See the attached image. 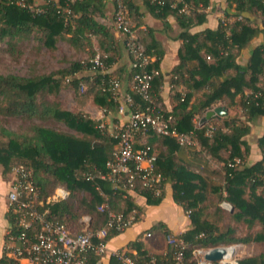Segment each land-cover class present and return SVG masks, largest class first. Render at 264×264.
Listing matches in <instances>:
<instances>
[{
  "label": "trees",
  "instance_id": "obj_1",
  "mask_svg": "<svg viewBox=\"0 0 264 264\" xmlns=\"http://www.w3.org/2000/svg\"><path fill=\"white\" fill-rule=\"evenodd\" d=\"M226 1L228 6L234 7L237 14L250 12L264 16L262 0ZM143 2L158 18L165 19L172 14L180 25L181 31L177 37L181 39L182 45L178 49L179 62L174 66L172 76H175L176 80H183L191 91L185 94L174 91L170 96V110L159 103L162 75L158 65L162 52L153 39L149 41L139 35L145 53L151 57L147 70L156 69L159 73L151 80V102L131 92L132 96L140 108L148 104L154 106L155 110L164 116H171V128L178 133L189 134L193 140L197 139L209 156L220 163L219 169L214 173L220 182L211 184L210 177L193 172L178 162L175 151L180 144L174 136L149 130L145 135L137 136L156 139L164 146V149L160 146L153 148L150 142L146 143L155 155V172L162 177L160 184L163 191L159 196H153L143 188L136 189L135 193L145 197L148 204H157L163 198L165 184L171 185L173 201L182 207L189 218L188 229L173 235L183 246L181 264H195L192 250L197 247L209 248L250 241L264 243V133L258 139L261 159L252 164L247 163L249 146L244 139L249 132L250 123L264 115V42L251 50L246 64H239L236 60L240 50L264 32V20L261 27L249 23L244 17L231 25L219 20L216 29L206 28L190 32L191 27L205 21L204 11L209 5V0ZM123 3L129 20L132 19L136 22L135 25H138L140 13L137 11V1L123 0ZM100 4L101 0H44L37 6L34 0H0L1 40L8 36H28L33 31L41 33L47 45H52L57 36L64 34L70 35L69 41L77 45H81L83 39L87 45H91V35H97L98 38L105 72L93 68L91 59L96 53L94 51L86 60H75L68 68L58 72L34 77L0 73V95L4 103L0 106V111L41 118L51 116L65 122L79 133L74 136L37 126L33 136L23 138L13 135L10 131L0 130L6 137L4 141L0 139V174L10 175L15 165L31 169L38 187L34 204L40 211L43 209L45 198L56 187L66 188L67 197L49 205L48 218L65 224L73 231H82L85 227L95 230L102 226L106 221V213L97 207L103 202L110 210L124 215L133 209L137 210V204L131 194L134 191L116 189L113 183L106 179L86 178L88 174L108 171L106 163L113 157L116 140L107 128L81 112L62 110L54 104L37 102L38 95L59 90L60 80L55 76L59 74L61 77H68L75 91L84 82L87 85L85 93L92 96L98 107L106 112L117 113L118 102L114 100L109 89V79L114 76V72L109 71V67L117 55L121 54L117 44L122 43L115 39L111 28L95 20L96 13L100 11ZM123 47L130 60L128 74L132 78L139 70L132 66V56L125 41ZM208 57L211 60H208ZM81 71H88V74L77 76ZM200 87L204 90L190 104L194 91ZM246 89L250 91L245 92ZM224 99L228 107L237 108L240 112L234 109L235 112L226 116L221 124L213 125L211 136H207L205 131L210 123L195 127L193 117ZM235 159H239V162H235ZM79 192L82 193L81 198H77ZM212 193L218 195V208H222L219 206L221 202L230 204L231 215L235 221H242L248 227L257 222L260 229L252 236L243 237L232 236L234 230L230 227L226 232H219L218 226L208 220L202 212V204L208 199V194ZM119 201L122 206L118 205ZM84 215L89 217L85 224L79 221ZM137 218L138 211L136 220ZM8 220L14 230L13 216L8 214ZM119 232L121 231L109 230L108 237ZM131 246L137 249V254H127L137 261H143L153 255L163 264H173V253L177 249L167 243L164 253L149 254L142 250L138 240L132 242ZM99 257L90 255L89 260L92 264H99ZM1 263L14 264L4 256L0 260ZM110 264H119L114 255L110 256ZM239 264H264V253L239 259Z\"/></svg>",
  "mask_w": 264,
  "mask_h": 264
},
{
  "label": "built area",
  "instance_id": "obj_2",
  "mask_svg": "<svg viewBox=\"0 0 264 264\" xmlns=\"http://www.w3.org/2000/svg\"><path fill=\"white\" fill-rule=\"evenodd\" d=\"M182 0H175L179 2ZM264 3V0H262ZM186 7V4H184ZM113 27L125 37L127 50L132 56V66L138 68L130 80V91H124L121 81L113 76L109 79L111 95L118 102L117 113L124 117L122 123L115 125L110 135L116 140L113 157L106 163V173L88 174L87 179L95 177L109 180L114 188L122 191L144 189L153 196L161 195L163 188L160 184L161 175L155 172V155L149 145L137 144V135H145L152 130L162 135L174 136L180 145L192 144L189 134L178 133L171 128V116H164L154 106L148 104L140 108L132 93L138 94L143 100L150 101L151 80L159 71L147 70L151 57L145 53L144 46L139 40L136 28L127 17L123 0H115ZM93 68L105 72V64L101 54L96 52L91 59ZM132 92V93H131ZM151 102V101H150ZM213 124H209L205 135L211 136ZM239 162V159H235ZM232 165V163H230ZM11 180L7 191L3 194L8 214L13 216L15 229H6L3 241V256L14 264H92L90 255L103 256L109 230L122 231L132 225L137 217L133 209L127 215L110 210L105 202L97 208L106 213L105 223L95 230H70L65 224L48 218L49 205L57 203L68 195V190L62 186L56 187L42 203L43 209L37 210L35 198L38 195L31 169L23 165H15L11 169ZM227 202H224V204ZM226 206V205H225ZM86 222L88 216H84ZM150 235L149 232L146 233ZM168 244L175 246L173 264H181L183 249L173 235H166ZM222 246L230 251L218 261H209L205 255L214 247ZM209 248L197 247L192 250L195 264H239L236 248L232 244L217 245ZM119 264H163L151 255L143 261H137L123 251H114ZM4 264V263H1Z\"/></svg>",
  "mask_w": 264,
  "mask_h": 264
},
{
  "label": "crops",
  "instance_id": "obj_3",
  "mask_svg": "<svg viewBox=\"0 0 264 264\" xmlns=\"http://www.w3.org/2000/svg\"><path fill=\"white\" fill-rule=\"evenodd\" d=\"M136 1L138 4L137 11L140 13V23L135 25L136 22L132 19H130V21L133 26L135 25L134 27L136 28L138 35L149 41L153 39L156 42L157 48L162 52L158 65L162 75L161 83L159 85V93L161 96L159 103L170 110V96L174 91H178L181 94H185L189 90L191 91L183 80H176L175 76H172L174 66L179 62L177 53L178 49L182 45V41L177 37V34L181 31V27L177 23L174 15L169 14L165 19H160L152 13L149 7L144 4L143 0ZM113 10L114 0H101L100 11L96 13L94 18L99 23L112 29ZM204 12L206 14L205 21L191 27L190 32H197L206 28L216 29L219 20H224L226 23L231 25V23L239 20L237 17L240 19L244 17L249 23L259 27L262 26V22L254 23V19L261 17L260 15L250 12L237 14L233 6L227 5L226 0H209V5L205 8ZM113 34L115 39L122 43L117 44L121 54L117 55L113 64L110 65L109 71H113V75L121 79L124 91H130L129 85L131 78L128 74L130 60L125 52V48L123 47L125 38L122 34L116 31H113ZM262 42H264V32L260 33L257 37H254L247 47L240 50L236 58L237 62L239 64H246L251 50ZM96 48L94 46L93 49ZM208 60L211 59L208 57ZM184 75L186 76V73H184ZM190 83L192 84V81H190ZM203 90L204 88L200 87L194 91L189 103L192 104L196 100V97L201 95ZM249 91V89L245 90V92ZM214 106H223L227 110V114L225 116L212 117L208 121V123L215 126L221 124L226 116L233 114L235 110H238L234 107H228L226 105V99L212 105V107ZM96 107L100 109L98 111L101 112V114H99L96 118H91L99 121L109 132L115 125L122 123L124 120V117L120 116L118 113H112L111 111L106 112L97 105ZM238 111L240 112V110ZM204 113L205 111L201 114L194 115L193 123L195 127L202 125L200 124V119ZM263 133L264 115L250 123L249 132L244 136V139L249 146L247 156L248 164H252L261 159V150L258 145V139ZM136 140L138 145L150 142L153 148L160 146V148L164 149V146L160 145L156 139H147L146 136H137ZM175 156L178 162L184 164L193 172H199L204 176L210 177V179H219V177L214 175V173L219 169L220 163L213 160L209 156L197 139L193 140L192 144L178 146L175 151ZM10 180L11 174L7 178H3L0 174V260L3 256V241L5 232L9 227L7 206L3 198V194L7 191ZM131 194L134 202L137 204L138 218L129 227L108 237L106 242L107 251L103 256L99 257V264H110V256L114 251L120 250L134 255L137 254V249L131 246V243L137 240L141 243L142 250L147 251V253L162 254L167 248V233L178 235L188 229V215L180 205L173 201L172 189L169 183L165 184L163 198L157 204H148L145 197L135 193V191ZM118 205L122 206V202L119 201ZM84 216H82L79 221L85 224L86 221L83 220ZM147 232L150 233L149 236L146 235ZM21 264H25V262L21 261Z\"/></svg>",
  "mask_w": 264,
  "mask_h": 264
},
{
  "label": "rangeland",
  "instance_id": "obj_4",
  "mask_svg": "<svg viewBox=\"0 0 264 264\" xmlns=\"http://www.w3.org/2000/svg\"><path fill=\"white\" fill-rule=\"evenodd\" d=\"M43 2L44 0H34V4L37 6ZM237 18L240 19L239 17ZM263 20L264 17L261 16L255 18L254 23H261ZM112 30L116 31L113 25ZM69 36L68 34L57 36L52 45L45 44L41 33L38 31H33L28 36L15 35L0 39V73L34 77L68 68L71 62L86 60L89 54L94 51L101 53L100 49H98L97 35L90 36L91 45H87L88 43L84 39L81 40V45L72 44L68 39ZM94 46L97 48L93 49ZM82 74H88V71H81L77 76H82ZM55 76L60 80L59 90L54 93L38 95L37 102L54 104L62 110L81 112L92 118H96L101 114L98 111L100 109L93 102L92 96L85 93L87 85L84 82L75 91L68 81V77H61L59 74ZM3 104L0 95V106H3ZM37 126L74 136L79 135L78 132L67 126L65 122L51 116L41 118L21 114H6L0 111V130L10 131L17 137L33 136L34 129ZM0 139L4 141L6 137L0 133ZM2 177L7 178L9 174L5 173ZM209 180L212 181L211 184H218L220 182L217 178H209ZM81 196L82 193L79 192L77 198H81ZM217 204L218 195L213 193L208 194V199L202 204V212L208 220L218 226L219 232H226L228 227H230L234 230L232 236L243 237L252 236L260 229L257 222L248 227L242 221H235L231 215L232 209L227 208L224 202H221L219 205L222 207L221 209L217 207ZM232 245L235 246L236 255L239 259L264 253V243L250 241L246 243L235 242Z\"/></svg>",
  "mask_w": 264,
  "mask_h": 264
},
{
  "label": "water",
  "instance_id": "obj_5",
  "mask_svg": "<svg viewBox=\"0 0 264 264\" xmlns=\"http://www.w3.org/2000/svg\"><path fill=\"white\" fill-rule=\"evenodd\" d=\"M227 114V110L223 106H214L209 109H207L204 113V115L200 119V124H204L208 122L212 117H221L225 116ZM227 208L229 207L231 209V206L229 203H225ZM230 251V249H227L222 246L214 247L211 251H209L205 258L209 261H218L220 260L224 255L227 254V252Z\"/></svg>",
  "mask_w": 264,
  "mask_h": 264
}]
</instances>
